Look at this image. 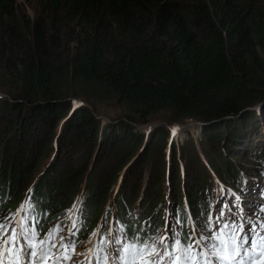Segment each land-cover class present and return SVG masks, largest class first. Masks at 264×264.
<instances>
[{"label":"trees","instance_id":"trees-1","mask_svg":"<svg viewBox=\"0 0 264 264\" xmlns=\"http://www.w3.org/2000/svg\"><path fill=\"white\" fill-rule=\"evenodd\" d=\"M0 87L16 100L7 109L14 106L17 110L16 117L0 127L14 136L12 144L27 148L22 153L17 147L13 153L11 142L0 138V222L27 202L32 207L20 215L30 217L26 224L35 226L37 240L59 226L57 241L70 226L75 232L70 239L79 243L96 228L106 196L102 191L117 179L136 147L129 137L137 134L135 142L143 143L139 149L145 156L143 162L156 157L157 147L153 150L151 146L165 137L154 130H125L123 121L120 131L76 110L71 120L59 126L56 115L63 111V99L112 97L135 111L139 121L166 111L173 114L170 121L193 119L202 122V128L197 144L191 139L187 156L179 157L180 162L184 160L180 168L177 164L162 168L163 142L153 164L147 161L138 171L136 165L125 169L110 215L112 224L107 221L103 231L97 232L94 258L105 255L99 240L107 237L109 229V239L120 236L122 243L125 235L155 237L149 225L163 224L161 179L165 181L166 172L168 188L164 191L168 189L174 223L171 237L175 232L182 240L193 232L210 235L212 222L218 229L236 219L225 204L250 218L256 231L264 234L259 227L264 223V0H38L33 17L19 7L18 0H0ZM34 141L41 154L50 151L52 159L27 198L21 190L8 199V185L2 186L5 175L13 180L29 179L44 156L31 159ZM76 142L84 154H90L84 167L94 146L128 147L124 154H116L115 164L108 158L101 162L108 176L102 191L80 200L83 173L74 175L75 169L66 170L63 159L59 160L65 157V147L72 148ZM179 146L170 144L173 160L181 151ZM146 168L150 179L142 187L140 178ZM213 175L219 179L217 191ZM254 178L258 184L249 185ZM90 182L87 179V185ZM64 184L69 192L63 197ZM244 190L258 192L257 197ZM236 196L247 202L240 207L242 213L234 207ZM209 209L214 215H209ZM221 209L225 215L217 224ZM164 213L166 217L167 209ZM112 247L115 252L119 245Z\"/></svg>","mask_w":264,"mask_h":264},{"label":"rangeland","instance_id":"rangeland-1","mask_svg":"<svg viewBox=\"0 0 264 264\" xmlns=\"http://www.w3.org/2000/svg\"><path fill=\"white\" fill-rule=\"evenodd\" d=\"M19 3V7L24 10L25 12H27L31 17L34 16V12L37 8V3L38 0H29V1H22V0H18ZM16 100L14 98V95L12 93H10L7 89L5 88H1L0 87V125L2 126V123L5 122L8 118H10L11 120H13L16 117V113L17 110L15 109L16 107L12 106L11 109H7L6 105L10 104V103H14ZM61 102H66L64 107H63V111L58 112L57 116V120H59L60 124L59 126L66 121V119H70L73 118L72 116H70L72 114V112L74 110H76V112H86L88 113L92 118L100 120V124H104L107 126H112V127H119V130L121 131L122 129V121L123 123H125V130H129L131 127H134V130L141 133H146L149 132L151 130H154L155 133H160V137H164L163 140H161L160 142H154L153 145L151 146V148H153V150L157 147L155 156L151 159V156L146 158V162H143L142 157L144 156V154H141V151L139 152V149L141 147V144L143 143H137L135 142V139L137 136V134H135L134 136H130L129 137V141L132 142L134 145L136 144V147H134V150L131 154V156H129L127 162L124 164V166H122V168L118 171L116 178L113 179L112 182L107 183L104 191H102V187L103 184H106L105 180H107L106 176L107 174L105 173L104 168H100V164L101 162L105 161V159H110L113 164L116 163V154L118 153H125V151L127 150V146L125 144H115V145H107V146H103V144H101L100 146H94L92 151H91V157H90V161L88 162V164L84 167V160L85 158H87V155H90L89 152H87L86 154H84V148L80 149V143L76 142L74 144V146L69 147L66 146L65 150L66 154L64 158H60L63 159L62 160V164H65V169H69V168H74V175H79L80 173H83V177L81 178V181L84 179V181L79 185V191L80 194L78 195V200H80L83 196L87 197L88 195H90L91 197L95 196V194H98L97 191L101 190L103 193V195L105 194V200L103 202V206H102V217H100L99 219L96 220V228L88 234L87 238H85L84 240H82L79 243H76L75 246V250L74 252H72L71 254V259L70 260H64L61 259L60 264H81V261H84V264H87V255H88V250L92 249L95 241L97 239V234L96 235H91L93 232H95L98 228L100 230V232L103 231L106 222L110 221L109 224H112V221L110 220V215H111V211L113 209V204L115 202V194L118 190V188L121 187V185L123 184L124 181V171L125 169L131 167V166H135L136 165V171H138V169H140L139 165L141 166L142 164H146L147 161H149L151 164L154 163V160L157 161L159 159V155L161 154L162 150L160 149L161 144L164 142L163 147L165 145V148H163L166 151V155H164V167L162 166V168H166L165 165L167 166L168 169L170 168H175V165L177 164V167L180 168L181 163H184V160H182V162H180V156L181 157H186L189 151V148H191L189 146V141L191 139H193V143L194 145L197 144L196 140L198 138V134L200 132V129L202 128V122L197 121V120H193V119H188L184 122H173L170 121L169 117L171 118L173 116V114L168 113L166 111H161V112H157L155 113V115L153 114L152 116L146 118L144 121H139L140 120V116L136 115L135 111L131 110L123 101L117 99V98H100L97 100H91V99H85V98H81V97H68L66 99H63ZM75 102V103H74ZM26 111V110H25ZM24 116V115H23ZM38 116L34 117V120L39 121V119H37ZM138 121V122H137ZM177 129V132L175 135H173L172 133V129ZM165 130V131H164ZM153 131V132H154ZM164 133L162 134L161 132ZM53 132V131H52ZM198 133V134H197ZM17 135V134H15ZM0 138L4 141V143H7L8 140L9 142H11L12 144V139H14V136H9L8 133H5V129L0 127ZM54 139V140H53ZM53 142L56 141V136L52 137ZM15 141V140H14ZM174 142L175 147L178 146V144H180V148L181 151H179L177 153V157L176 160H173L172 157H170L169 155V148H170V144L171 142ZM2 142V141H1ZM70 143V142H69ZM72 143H74L72 141ZM40 144V143H39ZM73 145V144H72ZM13 151V153L15 152V150L17 149H21L22 147L15 146V142L10 146ZM192 147H194L192 145ZM27 148H22V153H25V150ZM46 149V148H45ZM120 149H122V152H119ZM32 150H34V152L31 154V159H35L39 154H41L40 151V147L39 145L36 144V142L34 141V147L32 148ZM20 152V151H19ZM48 152V151H47ZM46 152V153H47ZM50 151L48 152V154L44 155L41 154V157L39 159L38 165H37V170H35V172L32 173V176L29 177V179H23V180H13L10 178L9 174H6V180H2V186L8 185V192H7V196L8 199H10L16 192L23 190L24 194L26 195V198L29 194V189L32 190L33 186L36 185V183L38 182L37 179H39V176L42 175V172L46 169L47 165L50 163L52 156L49 157ZM93 153V154H92ZM182 153V154H181ZM97 154V157H96ZM15 156L19 155L16 153L14 154ZM63 153H62V157H63ZM115 155V158L113 159ZM140 156V157H138ZM145 157V156H144ZM96 159V160H95ZM98 159V161H97ZM151 159V160H150ZM58 160V161H59ZM106 165H110V163L108 164L107 162H105ZM96 164V165H95ZM161 165V164H160ZM63 166V165H62ZM105 167V166H104ZM139 167V168H138ZM138 168V169H137ZM154 168V165H153ZM147 171H145L143 174V176H141L140 180L142 183V187H145V185L147 184L148 180L150 179V173L148 168H146ZM162 170V169H160ZM180 170V169H179ZM155 173V170H154ZM213 173V171H212ZM59 174L62 175V173L60 172ZM160 175V174H159ZM57 177V176H55ZM165 177V176H164ZM264 177V175L262 176ZM154 178V177H153ZM161 178V177H160ZM179 181L182 180V174L181 172L179 173ZM87 179L91 180V182L87 185ZM163 179H161V191L164 195L163 197V201H162V211H163V224H154V226H150L151 229L155 230V237L158 236H162V235H167L169 237V239H171V229L174 227V223L172 222V218L170 216V200L167 199L168 197V189L164 191L165 187L168 188V177H167V172H166V178L165 181L162 182ZM213 180L215 183V189L216 191L218 190V183H219V179L213 175ZM160 182V181H159ZM250 184L249 185H257L258 181L257 178H254V180L249 181ZM264 183V181H263ZM181 186L180 183L177 184V188ZM147 187V186H146ZM63 190L60 192L61 195L64 197L68 194L69 192V187H66L64 184V187L62 188ZM93 190V193H92ZM7 191V190H6ZM107 191V194H106ZM244 192H251L254 196V198L257 197L258 192H252L250 190H244ZM25 198V200H26ZM236 199V198H235ZM234 199V200H235ZM23 200V202L25 201ZM233 201H230L231 203H234ZM139 204V200L137 202ZM247 203L244 199L239 201L240 207L243 206L242 204ZM138 204L135 205V207L138 208V211L140 209V207L138 206ZM228 207L232 208V206L228 205ZM108 209V210H107ZM165 209H167V213H166V217H165ZM171 210H176V208L172 207ZM157 212V211H156ZM155 212V213H156ZM209 215L211 216L213 214V211H210L209 209ZM17 213V212H16ZM15 213V214H16ZM207 215V213H205ZM214 215V214H213ZM253 215V214H250ZM104 216V218H103ZM106 216V218H105ZM170 216V217H169ZM58 220H62V218H58ZM168 220V224L167 221ZM166 221V222H165ZM70 226H68L66 228V230L64 231V237H66L68 240L70 233ZM109 239V237H107ZM57 242L59 241L60 238H57ZM106 255L108 256V258L111 260L110 264L113 262L114 264H118L117 261L114 260V257L116 256V253L113 250L112 244L108 245V247L106 248ZM58 253H56V250L53 249V256L49 257L50 259H53L55 255H57ZM215 261V260H213ZM256 262L255 264H260V261H254ZM200 264H204V260L202 259Z\"/></svg>","mask_w":264,"mask_h":264},{"label":"snow or ice","instance_id":"snow-or-ice-1","mask_svg":"<svg viewBox=\"0 0 264 264\" xmlns=\"http://www.w3.org/2000/svg\"><path fill=\"white\" fill-rule=\"evenodd\" d=\"M176 132L177 129H172L173 135ZM239 201L240 197L236 196L234 207L242 213ZM31 207L32 205L26 202L21 205L19 212L11 217H5L4 222H0V264H22V261L25 264H45V261L53 256V249L58 254L52 259V264H60L61 259L70 260V251L74 252L77 241L61 236L57 242L59 226L49 230L43 239L37 240L35 226L26 224L30 217L20 215ZM224 207L236 219L225 221L210 235L196 236L193 232L182 240L180 233L175 232L171 239L167 235L142 239L137 233L133 237L125 235L126 242L122 243L120 236L107 238L112 236V229H109L107 237H100L99 243L104 246L100 250L105 251L110 244L119 245V248L115 249L117 254L114 257L118 264H200L202 259L204 264H253L254 261L264 264V234L256 231L255 224L250 218L233 212L228 204ZM73 208H76V205H73ZM261 211L264 212V208H261ZM224 215V210L221 209L217 224ZM246 224L252 227L246 228ZM72 227H76L75 221ZM206 227L210 228V225ZM259 227L264 230V223ZM98 231L99 228L91 235H96ZM119 231L123 233V227ZM69 232L70 235H75L71 229ZM93 251L94 249L88 250L87 264H92ZM210 257H214L215 261ZM81 264H84V261H81ZM96 264H108L106 253L96 258Z\"/></svg>","mask_w":264,"mask_h":264}]
</instances>
